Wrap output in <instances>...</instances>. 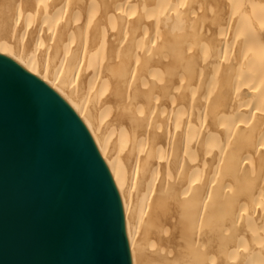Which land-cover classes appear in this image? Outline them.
<instances>
[{
  "label": "bare ground",
  "instance_id": "1",
  "mask_svg": "<svg viewBox=\"0 0 264 264\" xmlns=\"http://www.w3.org/2000/svg\"><path fill=\"white\" fill-rule=\"evenodd\" d=\"M124 192L133 264H264V0H0Z\"/></svg>",
  "mask_w": 264,
  "mask_h": 264
},
{
  "label": "water",
  "instance_id": "2",
  "mask_svg": "<svg viewBox=\"0 0 264 264\" xmlns=\"http://www.w3.org/2000/svg\"><path fill=\"white\" fill-rule=\"evenodd\" d=\"M0 264H133L114 169L72 100L0 44Z\"/></svg>",
  "mask_w": 264,
  "mask_h": 264
}]
</instances>
